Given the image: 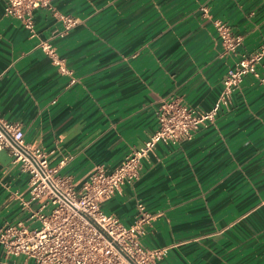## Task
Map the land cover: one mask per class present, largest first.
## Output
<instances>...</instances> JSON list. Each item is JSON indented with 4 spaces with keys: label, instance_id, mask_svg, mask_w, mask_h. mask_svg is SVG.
Wrapping results in <instances>:
<instances>
[{
    "label": "crops",
    "instance_id": "1",
    "mask_svg": "<svg viewBox=\"0 0 264 264\" xmlns=\"http://www.w3.org/2000/svg\"><path fill=\"white\" fill-rule=\"evenodd\" d=\"M53 5L78 20L50 41L62 70L38 47L62 24L39 9L31 38L4 16L0 0V118L18 122L25 140L50 152V166L76 186L93 167L111 171L141 147L157 130L163 103L211 109L227 69L264 43V0ZM201 6L243 37L236 55L222 57ZM27 187L9 151H0V226L38 225L22 209ZM138 204L156 215L142 244L170 247L159 264H264V83L246 75L212 124L190 140L158 143L142 161L139 179L102 210L130 225ZM0 261L21 264L23 257L4 261L0 247Z\"/></svg>",
    "mask_w": 264,
    "mask_h": 264
},
{
    "label": "built area",
    "instance_id": "2",
    "mask_svg": "<svg viewBox=\"0 0 264 264\" xmlns=\"http://www.w3.org/2000/svg\"><path fill=\"white\" fill-rule=\"evenodd\" d=\"M39 9L47 10L62 24L60 32L54 31L49 39L38 43L62 70L50 41L57 35H66L78 24L77 19L56 10L53 0H5L4 16L18 21L34 38L33 16ZM200 11L212 21L222 57L236 55L243 37L233 33L221 19L212 18L206 6H201ZM259 69H264V43L251 56L242 55L227 69L211 109L200 111L175 99L163 103L157 114L158 128L141 147L131 149L111 171L102 165L93 167L79 186L69 177L58 175L57 169L50 166L51 153L28 143L18 122L0 118V151L8 150L12 163L27 176L28 198L22 201V209L29 211V221L38 224L0 226L4 261L23 257L21 264H159L170 247L148 248L141 242L156 215L138 204L134 221L124 225L115 215L105 213L102 204L125 184L139 179L142 161L158 143L175 145L190 140L198 130L212 124L246 75L264 83Z\"/></svg>",
    "mask_w": 264,
    "mask_h": 264
}]
</instances>
